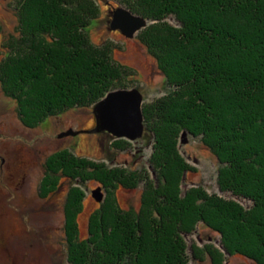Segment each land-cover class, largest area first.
<instances>
[{"label":"trees","instance_id":"1","mask_svg":"<svg viewBox=\"0 0 264 264\" xmlns=\"http://www.w3.org/2000/svg\"><path fill=\"white\" fill-rule=\"evenodd\" d=\"M121 1L147 19L141 41L166 77L169 97L158 99L153 109L143 107L145 133L154 139L151 165L156 179L159 170L165 173L154 195L151 188L143 189L142 205L152 206L149 217L144 207L135 215L108 202L109 208L97 217L101 235L92 221L82 243L75 242L76 230L66 222L69 264H189L190 255L202 261L193 245L188 255L182 239L200 224L221 236L229 254L264 264V0H147L146 5L131 0L143 9ZM159 5L160 11H155ZM94 9L93 0H16L19 41L17 49L13 44L9 49L17 52L0 66V81L5 93L18 101L25 124L95 105L111 90L128 87L119 82L128 71L114 62L111 46L89 40L86 30L96 17ZM170 17L180 27H166ZM21 43L32 49L23 57ZM179 127L203 136L222 163L221 190L246 199L248 206L215 196H201L199 202L190 194L179 196L176 186L182 170L192 169L173 141ZM167 128L170 138L163 135ZM61 156L54 157V169L46 166V175L49 170L74 177L64 170L72 163ZM81 163L86 166L83 161L76 165ZM93 165L94 179L103 189L138 186L127 180L132 174L125 169ZM52 182L47 177L42 185ZM169 203L176 205L171 209L174 217L168 219L180 225L179 231L166 228L161 219Z\"/></svg>","mask_w":264,"mask_h":264},{"label":"rangeland","instance_id":"2","mask_svg":"<svg viewBox=\"0 0 264 264\" xmlns=\"http://www.w3.org/2000/svg\"><path fill=\"white\" fill-rule=\"evenodd\" d=\"M144 1L146 5L147 0ZM93 2L96 17L86 30L89 40L97 46H111L114 62L128 71L118 81L128 85L127 88L138 87L144 97L143 107L149 110L151 106L153 109L158 99L169 96H166L164 73L158 69L156 58L141 41V31L148 23L136 30L133 36H127L113 29L112 13L111 18L108 16L117 0ZM14 5L16 0H0V66L17 49L15 45L19 41V16L18 13L16 15ZM137 7L143 9L145 6L139 7L137 3ZM158 7L155 11L159 12L162 6ZM165 23L169 28L180 27L174 17ZM9 44H13L16 49L10 50ZM21 44L19 47L23 49V57L25 51L32 49ZM3 86L0 81V154L5 157L4 167L0 165V264H69L66 222L70 223V230H76L73 233L77 236L75 242L86 241L89 226L92 225L90 222L93 221L98 229L97 217L101 211L109 208L108 202L114 208H122L137 215L139 210L145 208V204L142 205L144 187L146 190L151 188L153 195L162 187L165 172L159 170L157 180L151 165L154 139L149 138L145 131L137 139L116 136L109 131H92L96 127L94 105L70 108L27 125L18 112V101L7 95ZM186 90L184 88L181 91L184 93ZM154 115L151 113L153 118ZM185 131L179 127L173 140L180 157L192 168L182 170L176 186L179 196L183 198L190 194L198 202L201 196H215V199L220 197L248 206L246 199L221 190L218 174L222 163L216 153L203 142V136L188 133L184 136ZM163 135L165 138L171 137L168 128L163 129ZM61 153L73 166L72 169L70 166L64 170L74 177H68L62 171L49 173V170V176L46 175V166L53 168L54 157ZM81 161L86 166L82 163V167L76 165ZM95 163H107L111 168L120 167L129 171L132 175L127 180L137 184V188L117 187L116 184L103 189L100 186L102 184L94 179L96 172L91 167ZM167 176L171 179L172 173ZM47 177L54 181L50 186L46 183L42 185ZM98 188L102 190L101 200L95 196L100 195ZM166 205L161 219L165 221L166 228L172 226L179 231L180 225L168 219L172 218L171 209L176 204ZM151 208L144 209L145 215L146 211L149 212L148 217L151 216ZM67 212L69 215L66 216ZM148 225L152 227L151 223ZM181 227L187 229L185 225ZM100 232L98 229L97 235H101ZM182 239L188 248V255L192 254L193 245L203 258L198 261L190 255L189 264H252L246 256L229 254L221 243V236L204 224H200L190 234L185 233Z\"/></svg>","mask_w":264,"mask_h":264},{"label":"water","instance_id":"3","mask_svg":"<svg viewBox=\"0 0 264 264\" xmlns=\"http://www.w3.org/2000/svg\"><path fill=\"white\" fill-rule=\"evenodd\" d=\"M111 24L113 29L127 36H133L136 30L146 26L147 19L120 6L113 11ZM143 99L138 87L111 90L94 105L96 127L92 131L106 130L116 136H126L131 139L141 137L145 131ZM186 133L185 131L184 136ZM185 140L186 138L183 139ZM97 191L100 195L95 196L101 200L102 190L98 188Z\"/></svg>","mask_w":264,"mask_h":264},{"label":"flooded vegetation","instance_id":"4","mask_svg":"<svg viewBox=\"0 0 264 264\" xmlns=\"http://www.w3.org/2000/svg\"><path fill=\"white\" fill-rule=\"evenodd\" d=\"M125 7V3L124 2H122L121 0H117V4L115 5H113L112 6V9H110L109 10V14H108V16L110 17V14L111 13H113V11L117 8V7ZM125 8H127V7H125ZM128 9V8H127ZM111 18V17H110ZM107 20H108V18H107ZM104 132H107V131H104ZM0 156H2L1 158H0V165L2 166V167H4V161H5V157L2 155V154H0Z\"/></svg>","mask_w":264,"mask_h":264},{"label":"bare ground","instance_id":"5","mask_svg":"<svg viewBox=\"0 0 264 264\" xmlns=\"http://www.w3.org/2000/svg\"><path fill=\"white\" fill-rule=\"evenodd\" d=\"M97 36H99V35L97 34Z\"/></svg>","mask_w":264,"mask_h":264}]
</instances>
